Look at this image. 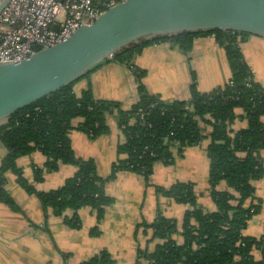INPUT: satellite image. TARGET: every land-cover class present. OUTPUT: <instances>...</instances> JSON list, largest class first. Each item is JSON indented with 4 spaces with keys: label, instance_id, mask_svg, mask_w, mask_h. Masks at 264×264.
I'll return each mask as SVG.
<instances>
[{
    "label": "trees",
    "instance_id": "trees-1",
    "mask_svg": "<svg viewBox=\"0 0 264 264\" xmlns=\"http://www.w3.org/2000/svg\"><path fill=\"white\" fill-rule=\"evenodd\" d=\"M204 35H214L225 49L232 71L230 78L210 91H201L193 77L188 99L166 100L150 92L143 81L145 70L134 64L135 55L144 46L162 41L189 53L194 39ZM249 35L200 29L141 39L118 50L104 61L115 60L133 72L138 98L128 108L119 100L96 98L91 85L77 94L74 85L78 78L11 114L0 123V142L6 148L0 163V202L22 211L6 188L7 173L13 172L20 185L39 198L45 213L52 209L54 214L63 215L71 210L70 215L64 216L65 222L78 228V210L82 207H90L99 221L103 218L106 206L114 200L105 185L119 171L137 173L150 183L155 163L171 164L175 153L181 155L187 147L208 137V191L216 208L209 211L199 205L192 181L155 185L159 195L188 208L181 220L160 212L153 222H142L157 243L151 251L139 247L134 264H264V235L243 234L248 220L261 210V200L250 204L247 200L255 197L253 181L264 175V86L255 80L241 48V42ZM101 64L102 61L83 76ZM238 109L248 126L235 130L231 125L240 116ZM111 115L116 117L125 140L117 146L110 173L102 176L94 158L76 154L70 134L74 129L90 138L106 134ZM34 150L45 154L47 160L43 168H35L31 182L23 175L17 159ZM63 163L75 165V174L57 188L38 190L34 182L42 181L46 171H54ZM222 182L224 188L219 187ZM98 232L97 225L90 230L91 234ZM63 264L71 263L65 259ZM76 264H115V259L107 249H101Z\"/></svg>",
    "mask_w": 264,
    "mask_h": 264
},
{
    "label": "crops",
    "instance_id": "crops-1",
    "mask_svg": "<svg viewBox=\"0 0 264 264\" xmlns=\"http://www.w3.org/2000/svg\"><path fill=\"white\" fill-rule=\"evenodd\" d=\"M245 60L250 65L255 80L264 86V35L251 34L241 42ZM134 64L145 70L143 81L148 90L166 100L188 99L191 83L195 77L201 91H210L224 84L231 76V68L225 49L214 35L198 36L193 41L189 53L167 41L154 42L135 55ZM91 85L98 99L119 100L125 108L138 98V83L131 69L115 60L102 61L88 76L80 77L74 85L77 94ZM241 110L237 113L240 115ZM264 122V115L262 116ZM78 119L74 121L77 124ZM109 131L97 138H90L85 132L71 131V142L80 157H92L98 165L100 175L107 176L117 155V146L125 140L114 115L108 118ZM248 126V120L241 115L232 123L235 130ZM210 128L207 130V132ZM188 147L171 164L157 162L154 165L150 183L134 172L122 170L105 185L113 202L106 206L103 218L99 221L90 207L78 210L81 225L71 227L63 215H56L52 209L44 212L39 198L28 193L17 181L13 172L7 173L6 188L20 204L22 211H14L0 202V264H63L65 259L76 264L100 251L107 249L115 259V264H134L137 249L149 251L156 246L157 239L152 231L140 227L142 222L151 223L160 212L166 216L182 219L188 206L157 193L155 185L170 186L176 181H192L198 193L199 178L208 193L209 157L205 146ZM6 153L0 142V163ZM264 164V150L261 151ZM47 157L39 150L22 155L17 164L29 181L34 180L35 168L44 167ZM77 171L73 164H60L54 171H46L44 179L34 182L38 190L46 191L61 186L68 177ZM203 178V179H202ZM255 197L247 204L261 200V210L251 217L243 234L264 235V175L254 181ZM223 188V187H222ZM210 196V195H209ZM206 203H198L206 210L216 208L212 197ZM98 226L99 232L90 230ZM138 229V230H137ZM138 242V243H136ZM256 257L259 253L255 252Z\"/></svg>",
    "mask_w": 264,
    "mask_h": 264
},
{
    "label": "water",
    "instance_id": "water-1",
    "mask_svg": "<svg viewBox=\"0 0 264 264\" xmlns=\"http://www.w3.org/2000/svg\"><path fill=\"white\" fill-rule=\"evenodd\" d=\"M10 0L0 3V12ZM221 29L264 35V0H124L70 37L0 63V123L141 39Z\"/></svg>",
    "mask_w": 264,
    "mask_h": 264
},
{
    "label": "built area",
    "instance_id": "built-area-1",
    "mask_svg": "<svg viewBox=\"0 0 264 264\" xmlns=\"http://www.w3.org/2000/svg\"><path fill=\"white\" fill-rule=\"evenodd\" d=\"M122 1L10 0L0 12V63L19 62L67 39Z\"/></svg>",
    "mask_w": 264,
    "mask_h": 264
},
{
    "label": "rangeland",
    "instance_id": "rangeland-1",
    "mask_svg": "<svg viewBox=\"0 0 264 264\" xmlns=\"http://www.w3.org/2000/svg\"><path fill=\"white\" fill-rule=\"evenodd\" d=\"M81 131V130H80ZM207 142L208 141V139L207 138H205V139H203L202 140V142ZM192 146H199V144H196V145H192ZM189 147H191V146H189ZM188 148V147H187ZM186 148V149H187ZM185 149V150H186ZM181 155L179 154V153H175V159H177L178 157H180ZM160 162V161H159ZM162 163V162H161ZM203 179V178H202ZM110 181V180H109ZM255 181V180H254ZM253 181V182H254ZM219 187H225V183L224 182H222L220 185H219ZM197 191H198V193L199 194H197L198 195V198L200 197V202H201V204L202 203H206V200H207V196H209L210 195V193H209V195H208V193L205 191V188H204V184H203V182H202V180H200V178H199V184H198V187H197ZM209 192V191H208ZM211 196V195H210ZM209 196V197H210ZM169 199H171V198H169ZM173 200V199H172ZM173 201H175V200H173ZM176 202V201H175ZM140 227H143L144 228V225H143V223H141V224H139V226H138V229L140 228ZM137 229V230H138ZM136 243H138V242H136ZM138 250V249H137Z\"/></svg>",
    "mask_w": 264,
    "mask_h": 264
}]
</instances>
